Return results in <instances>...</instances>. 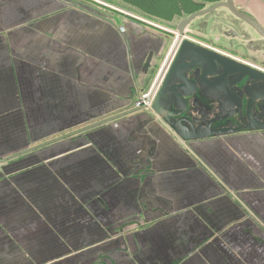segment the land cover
Returning <instances> with one entry per match:
<instances>
[{
    "label": "crops",
    "instance_id": "1",
    "mask_svg": "<svg viewBox=\"0 0 264 264\" xmlns=\"http://www.w3.org/2000/svg\"><path fill=\"white\" fill-rule=\"evenodd\" d=\"M82 1L0 0V264H264V130L184 141L136 109L171 39ZM234 3L264 27V0ZM222 10L187 30L262 67Z\"/></svg>",
    "mask_w": 264,
    "mask_h": 264
},
{
    "label": "water",
    "instance_id": "2",
    "mask_svg": "<svg viewBox=\"0 0 264 264\" xmlns=\"http://www.w3.org/2000/svg\"><path fill=\"white\" fill-rule=\"evenodd\" d=\"M220 8H227L235 17L249 25L260 36L264 37V27L254 18L239 11L233 0L217 3L203 11L194 13L184 19H178L176 26L179 39L174 45L170 58L166 61L163 72L155 81L154 88L157 89L152 101V110L155 114L163 117L165 122L174 129L177 135L184 141H199L210 137H219L236 134L242 131L264 130V71L256 69L255 65H244L232 59L222 57L208 51L189 40H183L186 29L192 22L202 16H207ZM202 27V26H199ZM204 28V27H203ZM172 40H170V43ZM151 60L145 64L144 70L149 79V84L156 72L149 71ZM198 67L202 70L199 79L190 78V71ZM158 75V74H157ZM156 75V76H157ZM218 78L210 81V78ZM234 76L233 82L228 83V77ZM246 81L245 87L240 90V95L232 92L231 85ZM207 86V89H203ZM154 89V90H155ZM212 99L226 97L228 101L223 102L224 108L229 114L224 117H215L206 125H198V118L188 115L196 108L193 98L197 92ZM214 94V95H212ZM193 104L192 108L188 105ZM221 103V102H220ZM198 111V110H193ZM209 118L207 111L201 112ZM246 118L243 126L238 127H213L215 123L226 121L233 116Z\"/></svg>",
    "mask_w": 264,
    "mask_h": 264
},
{
    "label": "flooded vegetation",
    "instance_id": "3",
    "mask_svg": "<svg viewBox=\"0 0 264 264\" xmlns=\"http://www.w3.org/2000/svg\"><path fill=\"white\" fill-rule=\"evenodd\" d=\"M211 0H182L181 4L183 3V6H186L188 7L189 9V13L186 14L188 16L190 15H193L194 13H197V12H200V11H203L207 8H210L211 6H213L214 4H217V3H222V2H226L227 0H218L217 2H210ZM234 2V0H233ZM113 3V2H111ZM205 6L201 9H198L199 7H201V5H204ZM235 5V3H234ZM133 6V5H132ZM135 7V6H134ZM196 10L194 11H190V9L192 8H196ZM236 7V5H235ZM138 8V7H137ZM237 8V7H236ZM221 9H225L227 11H229L227 8H221ZM238 9V8H237ZM220 10V9H219ZM239 10V9H238ZM241 11V10H239ZM143 12H145L143 10ZM242 13H244L243 11H241ZM147 13V12H145ZM148 14V13H147ZM212 14V13H211ZM245 14V13H244ZM154 15V14H153ZM152 15V16H153ZM187 16V17H188ZM218 16V17H217ZM249 16V15H248ZM178 17V16H177ZM202 17H205V16H202ZM200 17V18H202ZM216 19L219 20L218 23H226L227 21L220 15H216ZM173 18V17H172ZM170 18V19H165L164 17H161V16H153V19H160L162 20L163 23H168L169 25H166V27L168 28V33L165 34L167 37H168V41L171 39H176L177 37L175 36L174 32H171V31H177L176 29V26H178V19H183L182 17L179 16V18H177V21H175V23H173V19ZM237 18V17H236ZM238 19V18H237ZM198 20V19H196ZM196 20H194L192 22V24H194L196 22ZM158 22V21H157ZM243 24L247 25L246 23H244L242 21ZM162 24V23H160ZM191 24V25H192ZM163 25V24H162ZM190 25V26H191ZM189 26V27H190ZM199 26H202V27H199ZM211 25L210 24H207L206 21H202L200 23L193 26V29L197 30V32L201 33V32H205V31H208L209 27ZM233 26V24H232ZM249 26V25H248ZM204 27V28H203ZM250 27V26H249ZM251 28V27H250ZM208 29V30H207ZM233 29V28H232ZM252 29V28H251ZM236 32V31H235ZM243 32V31H242ZM256 32V31H255ZM187 34H185L183 40H189V41H192L193 43H195L196 45L200 46V47H203L204 49L208 50V51H211L213 53H216L222 57H226V58H229V59H232L238 63H241V64H244V65H250V64H253L255 65L256 69L260 70V71H264V65H262V67L260 66V63L259 62H256L254 63L255 59L253 58H250L249 55H248V50L245 48V47H242L240 45H236V46H232L231 44H226L224 42V40H214V39H203L201 38L199 35L197 34H194V33H189V32H186ZM257 33V32H256ZM258 34V33H257ZM257 34H255L257 36ZM259 35V34H258ZM246 36L242 35V38H244ZM216 44V45H215ZM248 46L250 48H255L256 51H261V50H264V44L263 46L261 44H254V43H248ZM159 56V55H157ZM154 58V56H153ZM163 59V58H162ZM155 61H161V58L160 57H155L154 59ZM159 63V65H158ZM157 65H153L152 66V63L150 64V68H149V71H152L151 73H155L156 72V75L158 74H161L163 72V69H164V66L165 64H163L164 66H161V62H158ZM202 74V70H199L198 67H195L193 68L190 73L188 74V77L190 78H197L199 79L200 76ZM155 75V76H156ZM218 78V76L216 77H213V78H210L211 80L210 81H213V80H216ZM235 79L234 76H231V77H228V83H231L233 82ZM246 85V81H242L240 84H237V85H231L230 89L232 92H235L237 93L238 95H240V90H242ZM203 89H207V86H204ZM157 91V89L154 90V94L155 92ZM214 95V94H212ZM195 101V106H196V109L198 111H205L208 109V110H215L217 109V111L214 113L213 116L207 118L203 115V118L202 121H199L198 124H196V126L198 125H206L208 123L209 120H211L212 118H215V117H224V116H227L229 114V110H226L224 111V113L222 114L221 110L225 109L224 108V104L223 102H226L228 101L226 97H222L221 101L220 99H212L211 97L209 96H204L203 94H201L199 91L194 95V98H193ZM205 101V102H204ZM221 102V103H220ZM191 108L193 106L192 102L188 104ZM206 106V107H205ZM233 117H237L239 121H241V124L238 125V124H231V125H228V126H224V122L228 121V120H231L233 119ZM231 117L230 119L226 120V121H222V122H219L220 123V126L219 127H238V126H243L246 122V118L245 117H239V115H236V116H233ZM218 122L215 123V124H219ZM214 124V125H215ZM235 125V126H234ZM238 125V126H236ZM214 127V126H213ZM216 127V126H215ZM218 127V126H217Z\"/></svg>",
    "mask_w": 264,
    "mask_h": 264
},
{
    "label": "rangeland",
    "instance_id": "4",
    "mask_svg": "<svg viewBox=\"0 0 264 264\" xmlns=\"http://www.w3.org/2000/svg\"><path fill=\"white\" fill-rule=\"evenodd\" d=\"M77 2H84V1H82V0H76ZM87 1L88 2H92V0H86V3H87ZM98 2H100V3H102L103 5H106L107 7L109 6V7H115L116 9H113L112 8V10H113V12H106V10H104L105 8H100L99 9V11H101V10H104V13H119V11L118 10H120L121 12H125V13H129V15L127 16L128 18H130V19H133L134 21H137V22H139V23H143L144 24V22H141V20H137V19H135V18H140V19H145V17H147V18H150V19H153V16L152 15H149V14H147V13H145V12H143V10L142 9H140V8H137V7H133V6H130V5H127L126 4V2H123V1H116V0H97ZM218 0H211L210 2H217ZM111 2H113V3H111ZM93 3V2H92ZM140 4H141V2H139ZM151 3H152V5H150V7H152L153 8V11L154 12H156V13H159L160 12V10H161V8L159 7V6H157V4H153V2L151 1ZM110 4V5H109ZM174 4V3H173ZM100 5V4H99ZM103 5H100V6H103ZM221 9V8H220ZM109 11H111V10H109ZM116 11V12H115ZM219 11V9L218 10H216L215 12H213L212 14H209V15H207V16H205L204 18H198V20H196V22L195 23H197V22H199V21H203V19H207V17H210V16H212V15H215L216 14V12H218ZM222 11H224V13H225V9H223ZM231 13V12H230ZM114 15V17L113 18H117V14H113ZM233 15V14H232ZM125 16V15H124ZM130 16H134L135 18H133V17H130ZM112 18V19H113ZM119 19V18H118ZM199 19H201V20H199ZM230 19V21H231V24H234L233 25V29L237 32V34L239 35V36H241V34H240V29H239V27H240V23L235 19L234 20V18H229ZM114 20V19H113ZM158 22H160V23H162L163 25H169L168 23H163L162 22V20H160V19H156ZM219 22V20H217L216 19V21H213L212 20V22H211V24H213V25H215V26H217V24H215V23H218ZM146 26H148V27H150V28H152V29H155V30H157V31H161V32H163V33H165L166 31H162V30H160V29H158V28H154V27H152V26H150V25H147V24H145ZM239 26V27H238ZM164 27V26H163ZM186 32H190L189 30H187L186 29ZM167 33V32H166ZM159 34H161L160 32H159ZM177 38L176 39H173L171 42V44H169L168 45V47H167V49L166 48H164V47H161V52H159L158 53V57H160L161 58V61H155L154 62V65L156 64L157 65V63L158 62H161V63H164V61L166 62V58H167V60L170 58V55L169 54H171L172 53V46H174V45H176V41L180 38L179 37V33L177 32V35H175ZM242 37V36H241ZM216 45V44H215ZM174 49V48H173ZM157 58V57H156ZM163 58V59H162ZM165 64V63H164ZM158 65H159V63H158ZM159 77V75H157L156 77H152V83H151V87H149L148 89H146L144 92H149V91H151L152 90V87L154 86V84H155V81L154 80H157V78ZM143 93V92H142ZM140 96H142L141 94L139 95V97H138V99L140 98ZM138 99H136L135 100V103H134V106L136 107V104L138 103ZM205 102V101H204ZM206 107V106H205ZM193 110H197L196 108H193ZM192 110V112H190L188 115H191V116H194V117H196V118H198L199 120H201V111H193ZM207 111V114H208V116L209 117H211V116H213L214 115V113L217 111V109H215V110H206ZM231 124H238V125H240L241 124V121H239L238 120V118L237 117H233V119H231V120H228V121H226V122H224V126H228V125H231ZM238 125H236V126H238ZM215 126H220V123L219 124H215ZM214 126V127H215ZM235 126V125H234ZM243 132H245V131H242V132H239V133H243ZM239 133H236V134H239Z\"/></svg>",
    "mask_w": 264,
    "mask_h": 264
},
{
    "label": "built area",
    "instance_id": "5",
    "mask_svg": "<svg viewBox=\"0 0 264 264\" xmlns=\"http://www.w3.org/2000/svg\"><path fill=\"white\" fill-rule=\"evenodd\" d=\"M95 3L102 5V3L98 2L97 0ZM111 8L116 9L115 7H111ZM118 11L122 15H125V16L129 15V13L121 12L120 10ZM130 17L135 18L134 16H130ZM135 19L141 20V22H144V24L150 25L154 28H158L168 33V30H167L168 28L165 25L160 24V22H157V20L155 19H150L147 17H145V19H140V18H135ZM171 32H174V34L177 35V31H171ZM154 89L155 88L153 86L151 91L141 93L142 96H140V98L138 99V103L136 104V107H135L136 109H145L155 114V112L152 110V101H153V97L155 96Z\"/></svg>",
    "mask_w": 264,
    "mask_h": 264
},
{
    "label": "trees",
    "instance_id": "6",
    "mask_svg": "<svg viewBox=\"0 0 264 264\" xmlns=\"http://www.w3.org/2000/svg\"><path fill=\"white\" fill-rule=\"evenodd\" d=\"M119 1H123V2L129 3V4H131V5L135 6V7H138L140 9H142V10H144L143 9L144 8L143 5L145 3V5H147V7L150 8L152 11H153V8L150 7V5H152L151 1L153 2V4H157V6L162 4V1L161 0H148V1H145V0H119ZM139 2H141V4ZM178 2H181V1H178ZM174 3H177V1H174ZM204 6H205V4L204 5H201V7H199L198 9H201ZM196 9H197V7L190 9V11L191 10L194 11ZM155 14H157V13L155 12Z\"/></svg>",
    "mask_w": 264,
    "mask_h": 264
}]
</instances>
